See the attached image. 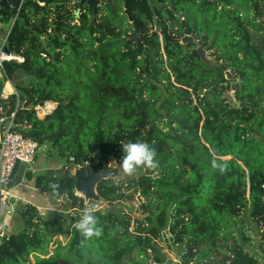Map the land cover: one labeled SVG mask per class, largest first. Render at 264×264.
Segmentation results:
<instances>
[{"label": "trees", "instance_id": "obj_1", "mask_svg": "<svg viewBox=\"0 0 264 264\" xmlns=\"http://www.w3.org/2000/svg\"><path fill=\"white\" fill-rule=\"evenodd\" d=\"M100 1L96 12L87 0L0 8L6 50L24 58L4 62L20 104L13 94L0 108L16 110L15 131L48 145L63 163L60 175L26 174L41 195L68 207L63 216L22 205L21 228L4 236L0 264H166V230L182 246L181 264L221 255L225 264H264L231 230L248 210L264 257V0ZM134 23L138 42L130 40ZM188 34L222 67L183 44ZM232 90L239 108L226 100ZM46 101L57 106L39 117L34 107ZM129 141L148 143L158 167L141 168L137 183L109 177L98 184L103 234L81 246L73 224L90 205L70 170H105ZM214 158L227 165L224 173L212 168ZM49 182L61 185L59 197Z\"/></svg>", "mask_w": 264, "mask_h": 264}, {"label": "rangeland", "instance_id": "obj_2", "mask_svg": "<svg viewBox=\"0 0 264 264\" xmlns=\"http://www.w3.org/2000/svg\"><path fill=\"white\" fill-rule=\"evenodd\" d=\"M7 30V25H4V22L2 21L0 23V39L4 38L5 32ZM135 32L133 30L130 31V35H133ZM212 58H215L214 56H211ZM23 80L27 81L30 79L27 75H22L21 77ZM14 85V82H13ZM15 86V85H14ZM231 93L234 94V90L231 91ZM43 117V116H42ZM39 152L36 154V162L34 164L33 169L29 170L32 175L35 177L38 174L42 173H52V174H60L63 171L64 165L63 163H57L56 160L53 158L52 150L48 145H43L39 147ZM120 159L113 160L110 163L111 168V175L118 180H129V179H136V174L140 170L138 169L136 174L132 177H127L120 175V165H119ZM24 167L25 165L22 164L21 168L16 176V181L20 180L21 178H24ZM80 167H74L70 171L72 173H75L77 169ZM144 169V168H143ZM148 170V169H147ZM27 185L29 187H22L20 195L22 196L21 201L17 202V211L9 216L5 222L6 230L8 231V235L10 233L17 232L20 230L21 225L17 224L18 218L20 216L19 210L21 208V205H24L26 203H32L40 211L41 215H45L50 212H60L63 216H65V213L68 212L67 208V201H61L58 198L49 197L48 195H41L37 190H34V184L33 181H30L27 179V174L25 176ZM33 188V189H30ZM28 189V191L24 194L22 190ZM131 191L135 192V190L131 189ZM31 196H30V195ZM34 197H33V195ZM81 195V193H80ZM85 202L89 204L90 206H95L98 208V205L95 199L87 200L86 197ZM141 196L138 194L136 196V200L131 202V205L134 207H138L137 201H141ZM117 209L119 211H127L128 208L127 205H120L118 204ZM66 209V210H65ZM231 230L234 234V237L237 239V241L243 246L245 250H247L252 256L256 257L258 260L264 262V257L261 252V230L258 227V225L253 222V220L249 216L248 210H245L240 216L235 218V220L231 224ZM59 239L62 240L64 243L67 242V239L65 236H59ZM161 245L164 249L165 255H166V264H181L178 260L177 254L179 251H181L182 246L175 245L172 243V238L168 234L167 230L163 233V241H161ZM224 255H221L219 257H213L211 259H208L207 261H204L205 264H225L224 263Z\"/></svg>", "mask_w": 264, "mask_h": 264}, {"label": "built area", "instance_id": "obj_3", "mask_svg": "<svg viewBox=\"0 0 264 264\" xmlns=\"http://www.w3.org/2000/svg\"><path fill=\"white\" fill-rule=\"evenodd\" d=\"M7 38L8 34H5L4 38L0 39V76L3 81L1 100H7L11 95L15 94L18 97L19 105V93L13 85V80L6 72L4 62L11 59L22 62L24 58L6 50ZM56 106V102L46 101L44 104L35 106L34 109L39 117H44L51 113ZM15 117L16 110L9 114L4 112L2 107L0 108V244L4 236L8 234L5 226L7 218L17 211V202L23 200L18 192L20 185H22V180L17 182L16 176L22 164L25 165L24 176L29 170L33 169L36 162V154L39 152V147H41L37 141L15 131ZM73 160L74 158L71 157L70 161ZM18 161L20 162V167L13 178L12 173Z\"/></svg>", "mask_w": 264, "mask_h": 264}, {"label": "clouds", "instance_id": "obj_4", "mask_svg": "<svg viewBox=\"0 0 264 264\" xmlns=\"http://www.w3.org/2000/svg\"><path fill=\"white\" fill-rule=\"evenodd\" d=\"M121 148L123 154L119 162L120 175L132 177L138 169H155L158 167L157 153L148 143L129 141L122 143ZM211 166L221 173L227 170V165L215 158L211 161ZM48 187L54 197L60 196V184L49 182ZM97 211L95 206L83 208L80 218L73 224V228L82 238L81 246H86L94 238H99L103 234V228L99 226L100 221L96 215Z\"/></svg>", "mask_w": 264, "mask_h": 264}, {"label": "water", "instance_id": "obj_5", "mask_svg": "<svg viewBox=\"0 0 264 264\" xmlns=\"http://www.w3.org/2000/svg\"><path fill=\"white\" fill-rule=\"evenodd\" d=\"M90 4L94 5V10L95 12L97 11L98 6L100 5L101 1L100 0H87ZM20 5V0H18L15 4H11L8 2V0H0V8H5L7 10L10 9H15L19 8ZM135 25V33L130 36V40H136L137 42L139 41V34H140V28L137 23H134ZM10 33V32H9ZM9 35V34H8ZM182 43L187 45L189 43H194L196 47V52L199 55L200 59L202 62L205 64L221 68L222 67V62L212 58L210 55V52L205 50L202 45L199 44V40L196 38L194 35H185L184 38L182 39ZM226 77L230 79L231 73L230 71L226 72ZM3 91V81L0 76V100H1V94ZM226 100L227 102L234 108H239V102L237 101L235 95L231 92H228L226 94ZM25 107H28V104L24 105ZM20 167V162L18 161L15 165V168L12 173V177L14 178L17 174V171L19 170ZM148 171V170H147ZM66 172H69L68 170ZM76 177V184H75V189L76 191L83 197H86L87 200L90 199H95V200H100L98 192H97V186L98 184L109 178L113 177L111 175V168L110 166L102 171H91L88 170L86 173H83L82 170L79 168L73 173ZM114 178V177H113ZM135 183H137V179H135Z\"/></svg>", "mask_w": 264, "mask_h": 264}, {"label": "crops", "instance_id": "obj_6", "mask_svg": "<svg viewBox=\"0 0 264 264\" xmlns=\"http://www.w3.org/2000/svg\"><path fill=\"white\" fill-rule=\"evenodd\" d=\"M57 162V161H56ZM63 172V171H62ZM48 174H52V173H48ZM61 174V173H60ZM60 174H54V175H60ZM26 176V175H25ZM25 176H24V178H21L20 180H22V185H20V187H19V189H18V192L19 193H21V188L22 187H29L28 185H27V182H26V179H25ZM20 180H17V182H19ZM34 184V183H33ZM30 189H33V188H30ZM34 190H37V189H35L34 188ZM28 191V189H25V190H22V192L25 194L26 192ZM30 195V194H29ZM33 195V194H32ZM31 196V195H30ZM33 197H34V195H33ZM21 207H22V205H21Z\"/></svg>", "mask_w": 264, "mask_h": 264}]
</instances>
